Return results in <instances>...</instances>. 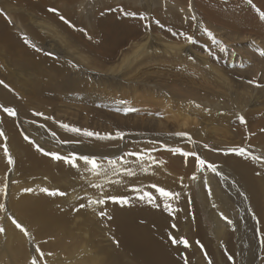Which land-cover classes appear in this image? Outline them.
<instances>
[{
  "label": "bare ground",
  "instance_id": "obj_1",
  "mask_svg": "<svg viewBox=\"0 0 264 264\" xmlns=\"http://www.w3.org/2000/svg\"><path fill=\"white\" fill-rule=\"evenodd\" d=\"M15 1L20 8L18 20H21L25 27L32 28V23H35L37 27L41 28L39 36H35L28 28L26 30L24 27H20V22L17 19L8 16L11 20L9 22L4 16L3 18L0 17V37L6 40H11L14 37V42L18 45H23V52L27 55V58L25 59L22 53L20 55V63L30 62L39 54L41 58L40 65H49L59 70L60 60L58 55L63 54L61 43L64 41L69 42V40L81 52H88L90 62L100 67L101 73L96 74L95 77L101 89H107L113 81H118L122 85L119 90L108 89L106 93H102L98 98L106 103L108 109L111 105L112 107L117 105L118 109L123 113H126V109H133V111H127V114L119 113L120 115L112 111L111 113L117 118V121H115L117 124L119 123L123 126L129 124L146 126L142 130L155 129L152 131L154 133L151 132L152 135H148L152 140L151 143L146 144L144 148H146V151L156 149V151H151V155L154 158L155 156L158 159L161 158L165 161V164L153 168L152 165L149 167L150 163L145 161L144 166L149 167V171L143 172L140 169L139 162L136 161V157L126 156L125 153L122 157L127 161V164L122 165L117 160V165L133 169L136 175L128 177L123 174L111 175L109 173L107 178L100 176L96 179H87V172L83 168L77 170L67 164L60 166L56 162L59 165H56L59 169L54 167L58 170L55 169L56 171L52 172L54 176L50 173V178H53L50 180L52 185H48L47 188L50 190L61 189L60 191L66 193V195L48 196L40 192L38 188H34L33 183L26 187L33 189L30 193L23 191L26 189L23 188V184L11 187L8 192L9 196L7 197L6 195L5 202V195L0 192V204L7 206V210L6 207L4 209V216L2 215L4 220L11 222L8 216H12L18 221L22 220L28 232L31 233L30 231H32L31 234L34 235L30 239L21 232L16 234L19 230L14 225H11L12 229L5 228L6 234L3 235L7 238V241L10 238L13 241L9 245L10 248H8L9 256L13 254L15 257L9 264H28V260L24 259L25 256L17 261L15 250H24L29 245L36 247L39 245V241L42 243L46 241L45 248L42 249L45 250V253H53L52 256L47 257V264H107L105 261L106 256L113 258L111 264H185V259H187L188 264H208L207 260L209 261V259L212 264H224V251L228 252V248L231 254H236V257L239 256L240 260H243L248 252H251L253 256L260 253L259 264H264V210H262L264 204V199H262V194L264 193V165L253 163L250 159L243 157L224 154V150L230 147L244 146L238 140L247 134L243 129L244 124H240L236 130L230 133L229 138L225 140L212 139L200 129L201 122L208 115L236 118L241 116L239 111L247 105L251 93L256 89L254 84L249 83L251 89L247 87L246 83L244 84V79L246 81L250 80L249 75L244 74L246 71L235 69V67H224L221 63V55H217V48L211 46L204 40V37L199 35V24L196 25L197 31L194 32V27L190 24L192 22L188 20V23H184V20L179 22L177 13L170 9L163 14L162 10L158 12L155 9L147 8V12L152 11L143 14L141 18L137 17L133 21L129 17V10H137L140 6H132L130 2H120L117 7L109 4L102 7L99 11L96 34L92 35L81 20L74 21L71 18L73 12L71 6L77 0H54L49 4L45 14L39 13V9H46L50 0ZM162 1L164 0L159 2L163 3ZM164 2L167 3L166 1ZM232 2L240 4L241 0H232ZM132 3H138V0H133ZM171 3L182 10L187 7L189 9V4H191L189 0H171ZM208 4L206 0L193 1L194 7L198 10L197 13H202L203 16L200 15L201 17L219 16L220 13L219 15L215 14V10ZM222 4L225 3H220L219 5ZM5 5V2H1L0 9L4 8ZM240 5L242 10L238 12L237 16L241 19L242 24L247 26L252 21L258 20L264 26V19L260 18V12H264V3L259 4L257 9L253 11L250 9L251 5L248 0H244ZM53 8L58 11L56 13L49 11V9ZM114 8L121 11L123 18H120L118 14L108 13L113 11ZM98 9L99 6H96L95 10ZM4 13L8 14L7 11H4ZM230 13L226 12L225 15H230ZM61 16L69 23L61 20ZM228 20L230 21V19ZM231 20L233 19L231 18ZM197 22L199 23L200 21ZM237 25L235 26L237 27ZM74 26H77L81 31L84 29L85 34L84 32L83 36L73 34L67 38V33L69 34ZM20 28H23V31L37 41L38 44L30 42L24 36H15L12 31H18ZM242 30L244 31V29ZM188 36L192 37L194 43L186 39ZM85 37H88V39H85ZM25 39L35 45V47H39L40 43L41 45L47 43L48 49L45 52H41V47L39 48L40 51H35L34 47H30L29 44L25 43ZM224 53H226L224 56L226 55V58H228L227 52ZM254 63L255 68L264 69L263 59ZM177 65L190 67L194 73V84L198 86L213 84L220 86L222 89L227 87L229 92L225 95L217 96L221 97V100L215 102L214 97L199 96L197 93L185 89L177 79L172 78L169 81H165L162 77L164 75L171 77ZM139 67H142L145 71L142 77L134 74V71ZM82 71L81 67L77 68L79 74ZM43 72H47L46 66ZM229 72L235 74L232 75ZM102 74H110L112 77L103 78ZM162 84L169 86L168 91H164V94L168 95L166 98L157 88L158 85ZM174 88H179L180 91L176 92L173 90ZM239 88L242 89L245 95H248L244 104ZM231 96H234L236 104L240 107L234 108V106L232 107L230 104L225 103L226 98ZM198 97L201 99H197ZM200 100H206V102H204L202 107H196L193 102H199ZM40 101L43 105L47 103L46 100L39 96L34 99L18 97L5 93L0 89V104L12 105L9 107L14 108L17 116L22 118L18 121L7 114L3 116L4 121L14 126L13 132L16 131L17 126L21 132L23 131L22 136L17 133H9L6 145L10 154L19 155L15 159L16 163L22 164L25 170L41 169L46 163L50 164L52 159L34 150L33 143L26 141L24 136H28L29 140L34 141L36 145L41 146L45 151L53 149L51 140L58 141L63 138L82 139L95 148L92 151L101 156L112 157L118 152V145L115 144L117 139L83 138L84 135L65 131L60 126L67 123L55 119H45L44 117H48V115L36 117L40 121L38 123L42 124L43 127L41 125L36 126L33 105L40 106ZM112 107H110L111 110ZM118 109L116 110L119 111ZM234 110L237 112H234ZM157 113L160 115H157ZM167 118L172 120L176 129H181L183 130L181 132L188 133L191 140L165 131L164 120ZM131 125L129 126L131 127ZM38 128H42L41 131L46 133V139L41 137V131L37 136L36 133H33L34 129ZM159 129L161 132L157 134ZM52 133H55V137H53ZM260 135L261 131L260 134L255 136ZM47 140H50V143ZM192 141H195V143H192ZM1 144L3 146L4 143L0 139V146ZM106 145L108 147L101 150ZM130 145L131 152H135L140 148L138 144ZM204 145H208L216 149V151H213V149L208 151V148H205ZM167 148L196 151L201 156L206 157L207 155L210 157L209 162L223 164L225 165L224 168H228L224 171L219 166V171L222 173V178L220 179L211 172L198 173L197 182L200 183L198 196L201 197L203 207L206 209L205 213L212 221V231H210V226L203 216L202 205L198 202L193 192L192 180H187L195 170L194 160L189 158L188 165L185 166L184 157L179 154L173 155L166 150ZM250 151L257 156H264V151L260 152L255 150V148H251ZM26 159L29 161V165H24L23 160L25 161ZM5 163H7V159L4 155L3 147H0V166H4ZM51 166L53 170L54 165L52 164ZM162 168H165V171L162 172ZM181 173L184 177L183 180H187L186 182H181L179 178ZM0 178V182L5 183L4 177L1 176ZM205 178L208 181V188L204 186ZM108 179L111 181L119 180L120 183L104 182ZM220 180L221 182H219ZM6 181L8 182V178ZM89 181L102 184L103 189L91 187ZM153 184L180 194L178 200L173 199L170 201L174 209L172 215L164 211L163 200L158 195L156 197L158 206L153 207L146 201H140L138 199L139 194L132 190L134 187L143 188L144 191L155 194V189L149 187ZM183 185L185 186L182 187ZM225 186H228L229 189L227 190ZM117 188L123 190L129 203L121 206L119 204L113 205L111 201H108L103 207L99 205L102 207V209L100 208L101 211L106 212V215L104 217L99 215L98 218L92 217L91 213L97 214L100 212H96L99 206H97L96 210L95 205L87 206L88 198L96 199L101 195L102 191L105 195L120 196L116 191ZM79 192L83 194L82 197L78 196ZM251 203L255 205L254 212L249 211ZM81 204H85L88 207L87 209L91 208V211L89 209L87 213H84L86 217L82 214L85 218L80 217L83 220H79L82 225L84 224L83 226L86 225L85 229L89 236L81 233H77V235L76 232L78 231L74 230L76 229L75 227L74 229L71 228V230H74L76 235H71L72 233L71 231L69 232L68 226L65 228L67 216L72 217L79 211L85 210L86 207L80 208ZM231 206L234 208L238 206L237 213L231 210ZM1 213L3 214L2 211ZM221 213L232 223L228 224L222 219ZM253 216H255V219ZM93 218L94 221H92ZM173 224L176 225L175 228L172 227ZM95 225L100 230L99 242H97L98 229ZM83 229L81 230V232L83 231L82 233L85 231ZM62 233L64 234L62 235ZM169 235L177 239H186L189 242V247L173 245L168 238ZM56 238L57 241L59 240L58 246L62 247L52 244L51 239L56 241ZM246 240L249 241L251 247ZM255 241H258L260 245V252L255 245ZM52 246H55L57 252L51 249ZM95 248H100L98 255H95ZM115 248H117L116 253L114 252ZM7 257L0 254V264H6L5 260ZM119 257H126L130 261H121ZM205 257L208 258L206 261ZM96 259H99L100 262H97Z\"/></svg>",
  "mask_w": 264,
  "mask_h": 264
},
{
  "label": "rangeland",
  "instance_id": "obj_2",
  "mask_svg": "<svg viewBox=\"0 0 264 264\" xmlns=\"http://www.w3.org/2000/svg\"><path fill=\"white\" fill-rule=\"evenodd\" d=\"M54 0H50L48 3V6L46 9L40 8L39 13L45 14L47 9L49 8V4L52 3ZM160 1V0H159ZM157 0H138V3H132L133 0H77L74 2V4L71 6L72 12V19L74 21H79L81 20L86 28L91 32V34H96V26L97 22L99 19V11L102 9V7L113 4V7H117L120 2H126V3H131L132 6H140L139 9L129 10V17L135 21V19L141 18L143 14L145 13H150L152 10H156L160 12L162 10L163 14L165 12H168V10H172L177 13L178 15V20L179 22L184 20V23H190L194 27V32L197 31V24H199V30L198 33L200 36L204 37L205 41L208 42L211 46H214L217 48V55H221V63L224 67H229V68H234L241 70V71H246L244 72L245 75H249L250 80L244 79V84L246 83L247 87L251 89L249 86V81H255L254 87L256 89L254 90L253 93H251L250 98L248 99L247 105L239 111V114L245 118L246 124H244L243 129L247 134L243 135L240 139H238L241 143L244 144L243 147L246 148H255V150L263 152L264 151V69H257L255 68V61L263 59L264 60V55H261V52H264V26L258 21L254 20L251 23L247 24H242L241 19L237 16L238 12L242 10V6L240 4L243 3L244 0H241V3H234L232 0H206L207 4H210V7L215 10V14L220 15L216 17H206L203 18L200 15L202 13L198 12L197 9L193 5L194 0H189L191 4H189V9L188 7L184 10L181 8H176L172 3L171 0H164L162 1L163 3L159 2ZM170 1V2H168ZM1 2H5L4 8L0 9V17L8 20L11 22V20L8 18V16L17 19L18 20V15L20 14V8L15 0H0ZM212 2V3H210ZM220 3H227L219 5ZM264 3V0H252V3L250 4L251 11L256 10L258 5ZM208 4V5H209ZM224 5V6H223ZM255 5V7H253ZM99 6L98 10H95V7ZM185 6V5H184ZM147 8H152L151 11L147 12ZM56 9V8H53ZM4 11H7V13H4ZM218 12V13H217ZM226 12H231L230 15L226 14ZM109 14H118L120 15V18L122 17V13L120 10L115 9L111 12H108ZM168 14V13H167ZM223 18H222V15ZM165 16V15H164ZM203 16V15H202ZM227 16V17H226ZM231 16V17H229ZM234 16V17H233ZM194 17V19H193ZM225 17V19H224ZM236 17V19H235ZM238 17V18H237ZM190 18V19H188ZM196 18V19H195ZM231 18L233 20H231ZM193 21H192V20ZM227 19V20H226ZM230 19V21L228 20ZM141 20V19H140ZM188 20V21H187ZM200 21L199 23L197 21ZM207 23H205L204 21ZM235 20V21H234ZM238 20V21H236ZM20 22V27H24L26 30L28 27H25L23 25V22L21 20H18ZM233 21V22H232ZM197 22V23H196ZM232 22V23H231ZM240 22V23H239ZM194 23V24H193ZM236 23V24H233ZM239 23V24H238ZM238 24V25H237ZM22 25V26H21ZM237 25V27L235 26ZM32 28H28V30L35 36H39L40 27H37L35 23H32ZM84 27V26H83ZM85 28V29H86ZM241 28V29H238ZM71 32L68 34L67 33V38H69L70 35H81L83 36V32L85 34V31H81L77 26H74L71 28ZM204 29H207L208 31H211L213 35L216 37L217 40L221 41V44H213L211 40H209L208 36L206 35ZM244 29V31L242 30ZM20 30V31H19ZM18 31L13 30V34L15 36H21L27 38L30 42L34 44H38L37 41H35L31 36H29L25 31H23V28H20ZM79 33V34H78ZM172 37V36H171ZM174 38V37H173ZM85 39H88V37H85ZM175 39V38H174ZM38 40V39H37ZM15 39L14 37L11 40H6L0 37V81H3L5 84L9 86V88H5L3 84H0V89H2L5 93H9L14 96L18 97H29L31 99H34L35 97L39 96L42 99L46 100L47 103L43 105V103L40 101V106L34 104L33 105V112L36 113H43V115H48L52 119H55L57 121L65 122L68 125L72 127H76L83 130L91 131L94 133H100V134H106V133H111L115 134L117 131L125 133L123 139H117L116 145H118V154L116 153L112 157H105L101 156L100 154H97L96 152L92 151L95 149L92 147L88 142L82 140V139H59L61 141H70L68 144H63V143H58V141H52L51 140V145L53 146L52 150H48V152H57L61 155H67L69 152H74L79 155H88L91 157H95L99 163H101L105 168H108V161L109 160H118V158H121L123 154L128 153L130 151V144H138L140 148L136 150L135 152H140L141 150H145L144 146L146 144L151 143V138L148 137V135H152L153 128H149V130H142L146 128V126H139V125H121L117 124V121L114 117V114L111 113L114 111L116 114H127V112L123 113L117 105H112L109 107V110L106 106L105 102H102L98 96L101 95L102 93H106L108 89L112 90H119L122 85L118 81H113L111 85L107 89H101L98 86V82L96 80L95 75L101 73L100 67L98 65H94L90 62V57L89 53H83L81 52L78 48H76L72 42L69 40V42H62L61 46L63 49V54L58 55V58L60 60V69L57 70L53 68L52 66L49 65H40L41 58L39 54H37L36 58H34L32 61L27 62L25 64L20 63V55H24L25 59L27 58V55L23 52L22 44H17L14 42ZM40 42V40H38ZM89 41V40H88ZM94 41V40H91ZM93 43V42H92ZM221 46L225 47L226 51H219ZM41 52H45L48 49L47 43H43V45H39V47H34V50L37 51L36 49L41 48ZM51 52V51H50ZM224 52H227L228 58H226V55L224 56ZM219 59V60H220ZM225 63H224V61ZM227 61H226V60ZM227 62V63H226ZM232 62V63H231ZM228 64V65H227ZM40 65V66H39ZM47 68V72L44 73L43 69ZM233 66V67H232ZM81 67L83 71L79 74L77 72V68ZM80 70V69H79ZM250 71V73H248ZM227 73V72H226ZM134 74L138 77H142L145 74V71L143 70L142 67L137 68L134 71ZM228 74V73H227ZM229 74H235V73H230ZM103 78H107V76L112 77V75H101ZM109 77V78H110ZM165 81H169V79H177L180 81L183 85V87L187 90H191L193 93H197L199 96H209V97H214L215 102L218 100H221V95H225L229 92V89L225 87L222 89L218 85H213V84H208L204 86H198L194 84V73L191 71L189 66L186 65H177L174 69V72L171 77L164 75L162 77ZM246 81V82H245ZM248 82V83H247ZM256 84L260 85L259 87L256 86ZM168 85L167 84H162L158 85L157 88L159 91L164 94V91H168ZM11 89V91L9 90ZM174 91L178 92L180 91L179 88H174ZM239 92L241 93V99L243 101V104L247 98L248 95H245L244 92L242 91L241 88H239ZM164 97H168L167 94H164ZM135 99V98H133ZM197 99H201L198 97ZM40 100V98H39ZM132 103V101H130ZM133 102H135L133 100ZM187 102V101H185ZM204 102L206 100H200L199 102H193V104L197 107H202L204 105ZM136 103V102H135ZM225 103L230 104V106L240 107L239 105L236 104L234 96H231L230 98H226ZM133 104V103H132ZM216 104V103H215ZM5 107H9L12 105L8 104H0ZM42 106V107H41ZM226 106V105H225ZM117 107V108H116ZM118 109L119 111H117ZM234 112H237L234 110ZM4 113L2 110H0V130H2L5 134V137H0L1 141L4 143V145L7 144L8 139H9V133L11 134H19L20 136L23 135V131L21 132L19 127L17 126L16 131H12L14 126L10 123H7L4 121L3 116ZM113 114V115H112ZM119 114V115H120ZM38 116L35 115V120H36V126H40L42 124H39L38 122L39 119L36 118ZM40 117V116H39ZM160 117V116H159ZM16 120L19 121V119H22L19 116H14ZM161 118V117H160ZM115 119V120H114ZM165 121V131L171 132V133H176V132H181L183 130L181 129H176L174 126V123L170 118H167L164 120ZM6 122V123H5ZM42 123V122H41ZM8 124V125H7ZM239 118L236 117H224V116H212L208 115L204 118V120L201 122L200 129L208 135L210 138L215 139V140H225L228 139L230 136V133L238 128L240 125ZM139 126V127H138ZM138 127V128H137ZM141 127V128H140ZM133 128V129H132ZM127 129V131H126ZM42 128L34 129L33 133H36V136ZM47 130V129H46ZM6 131V132H5ZM260 136H255L260 134ZM147 132V133H146ZM150 132V133H149ZM152 132V133H151ZM160 129L157 131V134L160 133ZM130 133V134H129ZM145 133V134H143ZM147 136H143V135ZM202 134V133H201ZM128 135V136H127ZM131 137H130V136ZM203 135V134H202ZM41 137L43 139H46V133L41 131ZM85 136H83L84 138ZM133 137V138H132ZM204 137V135H203ZM205 138V137H204ZM247 138V139H246ZM143 139V140H142ZM147 140V141H146ZM150 140V141H149ZM149 141V142H148ZM47 142L50 143V140H47ZM57 144V145H55ZM177 144V143H176ZM130 145V146H129ZM2 144L0 147H3ZM7 146V145H6ZM41 147V146H40ZM108 147V145L104 146L101 148V150H104ZM129 147V148H128ZM8 148V146H7ZM33 149L36 150V148L33 145ZM99 149V148H98ZM213 148L208 146V151L212 150ZM37 151V150H36ZM47 151V150H46ZM146 151V150H145ZM213 151H216V149H213ZM38 152V151H37ZM131 152V151H130ZM10 153V152H9ZM40 153V152H38ZM41 154V153H40ZM13 158L14 163L12 165H8V163H5V165L0 166V177H4V182H0V187H3L5 184H7V197L9 196L8 192L9 189L13 186H17L20 184H23V188L28 187L30 183H33L34 188H47L48 185H52L51 181L53 178H50V173L53 171L55 172L57 169L54 167L61 166L65 163L63 161H54L51 157V163H46L43 167H41L40 164H38L41 169L39 168H33L30 169L29 171L25 170L24 166L20 163H16V158L19 157V155L16 156V154H10ZM43 155V154H41ZM45 156V155H44ZM49 157V156H47ZM205 158L207 161L210 160V157L206 155V157L202 156ZM7 159V158H6ZM155 159L158 161H163L161 158L158 159L155 156ZM55 162V163H52ZM56 162L59 164H56ZM148 162V161H147ZM24 165H29V161L26 159L25 161L23 160ZM150 163V162H148ZM53 166V170L51 169V165ZM80 165V168H83V162L78 163ZM165 164V163H164ZM163 164V165H164ZM259 164V163H258ZM57 165V166H56ZM220 166L222 170H227L228 168H224L225 165L223 164H217ZM157 165L152 164V167L155 168ZM34 167V166H33ZM117 167H120L117 165ZM195 167V165H194ZM43 168V170H42ZM58 168V167H57ZM161 168V167H160ZM56 169V170H55ZM59 169V168H58ZM42 170V171H41ZM52 170V171H51ZM162 172L165 171V168L161 169ZM51 171V172H50ZM58 171V170H57ZM195 171V170H194ZM193 171V172H194ZM53 172V173H54ZM48 173V174H47ZM52 173V174H53ZM198 175V174H197ZM215 175V174H214ZM54 176V174H53ZM52 176V177H53ZM157 176V175H156ZM155 176V177H156ZM199 176V175H198ZM217 176V175H215ZM100 176H93L91 173L87 172L86 178L87 179H96ZM181 177L182 173H181ZM8 178V182L6 179ZM50 178V179H49ZM180 178V177H179ZM218 179L222 178L221 176H217ZM231 178V177H230ZM1 179V178H0ZM109 180V179H108ZM187 180H190L189 178ZM187 180H183V182H186ZM198 180V179H197ZM197 180L191 182V186L193 187V192L198 200V202L202 205V210H203V216L205 218V221L208 223L210 226V231L213 229V224L211 219L207 216L205 213L206 209L203 207V204L201 202V197L198 196V187L200 186V183L197 182ZM106 182V181H104ZM221 182V180L219 181ZM127 183V182H126ZM186 185V183H185ZM183 185L182 187H184ZM214 187V185H212ZM227 190L229 189L228 186H225ZM61 190V189H60ZM117 193L120 196H124L125 194L123 193V190L121 188L116 189ZM80 197H82L83 194H80ZM3 195H5L2 192ZM6 195L4 196V202ZM262 199H264V193L262 194ZM3 201V199H2ZM113 205H116L115 203L112 202ZM5 206V205H4ZM94 206V205H93ZM95 210L97 209V205H95ZM104 205H102L103 207ZM230 206V205H229ZM6 210H7V206ZM101 206H99V209L96 210V212L101 211L102 209ZM88 207L85 208L84 211H79L78 218L77 214H74L72 217L67 216L66 219V225L65 228H69V232L71 231V235H76L77 233L84 234L86 236H89L86 232L85 226H83L79 222L81 218H85ZM101 208V209H100ZM87 209V210H86ZM94 210V209H93ZM92 210V212H94ZM231 210L234 213H237L238 211V206L235 208L231 206ZM262 210H264V204L262 206ZM3 212V214L1 213ZM249 211L254 212L255 211V205L254 203H251L249 206ZM75 212V211H73ZM95 212V213H96ZM5 211L0 210V217L3 215L4 216ZM85 217H83V215ZM82 215V216H81ZM92 217L98 218L99 213L97 214H92ZM96 215V216H94ZM1 217V222L0 226H2L4 229H12L11 225H13L11 222L4 220V217ZM75 216V218H74ZM81 217V218H80ZM94 218L92 221H94ZM77 219V220H76ZM81 219V221L83 220ZM20 220V219H19ZM9 222V223H7ZM24 227L26 225L22 220L19 221ZM68 222H70L68 224ZM11 223V224H10ZM80 223L79 225H76ZM5 224V225H4ZM10 224V226H9ZM71 225V226H69ZM79 226V227H78ZM83 226V227H81ZM74 227L76 229H74ZM81 227V228H80ZM95 227L98 229V234H97V242H99V236H100V230L99 227L95 225ZM27 228V227H26ZM73 228L74 230H71ZM80 228V229H79ZM85 229L84 233L81 232L82 229ZM83 229V230H84ZM6 230V229H5ZM80 231V232H79ZM20 232L17 231L16 234ZM32 233V231H30ZM74 233V234H73ZM5 232L0 233V254L8 256L5 260L6 264H9L13 261L15 258L14 255L12 254L9 256L8 253V248L10 243L13 242L12 239L10 238L7 241V238H5ZM64 233H62L63 235ZM77 234V235H78ZM4 236V237H3ZM31 237H34L33 234H31ZM38 240V239H37ZM52 244H56L58 246V241L56 238L51 239ZM246 242L250 245L249 241L246 240ZM45 243L41 241L38 242L39 246L41 249L45 248ZM55 245V246H56ZM104 245V243H102ZM255 245L259 248L260 252V245L258 241H255ZM13 246V244H11ZM55 246L51 247L52 250H56ZM32 246H27V248H24V250L17 251L15 250V255L17 261L19 258L24 257V259L29 260L33 255H35V248ZM62 247V246H58ZM251 247V245H250ZM33 249V250H31ZM99 249L100 248H95L96 254H99ZM45 252V250H43ZM117 248H115L114 252L116 253ZM20 252V253H19ZM57 252V250H56ZM7 253V254H6ZM27 255H25V254ZM224 264H259V257L260 253H256V256H253L251 252H248L246 256H244L243 260L239 259V256L236 257L235 255L231 254V251L228 248V252L224 251ZM230 253V254H229ZM232 255V256H231ZM231 256L232 259L229 260L228 257ZM234 257V258H233ZM236 257V258H235ZM121 261L125 260L126 262L130 261L126 257H119ZM208 258L205 257V261ZM97 262H100L99 259H96ZM105 261L107 264H111L113 262V258L106 256ZM27 262V261H26ZM208 262V260H207Z\"/></svg>",
  "mask_w": 264,
  "mask_h": 264
},
{
  "label": "snow or ice",
  "instance_id": "obj_3",
  "mask_svg": "<svg viewBox=\"0 0 264 264\" xmlns=\"http://www.w3.org/2000/svg\"><path fill=\"white\" fill-rule=\"evenodd\" d=\"M248 2L251 4L252 0H248ZM253 7H255V5H253ZM49 11L56 13L58 10L57 9H49ZM260 18L264 19V12H260ZM60 19L63 20L65 23H69V21H67L63 16H61ZM193 19H194V17H193ZM204 31H205L206 35L208 36L209 40H211L213 44H221L222 43L221 41L216 39V37L213 35V33L211 31H208L207 29H204ZM186 39L189 42L194 43L192 37L188 36V37H186ZM25 43L29 44L30 47H35V45H32L27 39H25ZM36 50L40 51V49H38V48ZM220 51L221 52L226 51L225 47L221 46ZM261 55H264V52H261ZM249 83L254 84L255 81H249ZM0 84H3V86L5 88H9V86L7 84H5L3 81H0ZM256 86L259 87L260 85L256 84ZM9 90L11 91V89H9ZM197 107H199V105H197ZM0 110H2L4 113H6L10 117H14L17 115L15 109L11 108V107H5L3 105H0ZM125 111L126 112L127 111H133V109H126ZM34 115L43 116V113L36 112V113H34ZM157 115H160V114L157 113ZM44 118L45 119H52L51 117H44ZM238 118H239V121L241 124H246L245 118L243 116H239ZM60 126L65 131L76 133V134H82L85 137H95V138L101 139V140L123 139V137L125 135V133L120 132V131H117L114 135L111 133L100 134V133H94V132L87 131V130L82 131L81 129L76 128V127H72L68 124H61ZM41 127H43V125H41ZM52 135H53V137H55V133H52ZM174 135L179 136V137H187L189 140H191V137L186 132H176V133H174ZM0 137H5V134L2 130H0ZM5 139H6V137H5ZM24 139L26 141H29L30 143H33L36 150L38 152H40L41 154L51 157L54 161H63L65 164H67L73 168H76L77 170L80 169V165L78 164V162L82 161L83 166H84L83 170L85 172L91 173V175H93V176H104L105 178H107L109 176V173H111V175L123 174V175H126L128 177H132V176L136 175V172L129 167H126V166L117 167V163H118L117 160H109L108 161L109 167L105 168L101 163H99L97 161V159L95 157H91L88 155H79V154H76L74 152H69L67 155H61L57 152H48V151H45L39 145H36L34 141L29 140L28 136H24ZM58 143L68 144V143H70V141H59L58 140ZM192 143H195V141H192ZM204 147L208 148V145H204ZM166 150L171 152L173 155L179 154L182 157H184L185 166L188 165L189 158H192L194 160L195 171L189 177L190 180H193V181L197 180L199 178L197 174L203 173L206 171L214 173L217 176H222V173L219 171V165L207 161L205 158H203L196 151H184L181 148H167ZM3 151H4L5 157L7 158L8 165H12L14 163V161H13V158L10 155L9 150H8L6 145L3 146ZM151 151H156V149H152L150 151L141 150L140 152H128L125 155L136 157V161L139 162V166H140L141 171L148 172L150 165L155 164L157 166H162L165 163V161L156 160L151 155ZM224 154L225 155L232 154V155H235L238 157H243L245 159H250L253 163H259L261 165H264V156H257L255 154H253L250 151V149L246 148V147L233 146V147H230V148L224 150ZM118 159L122 165L127 164V161L123 157L118 158ZM145 161L150 162L149 167L144 166ZM183 179H184V177H180L181 182L183 181ZM106 182L116 183V184L120 183L119 180H115V181L106 180ZM89 184L93 188L103 189L102 184L94 183L92 181H89ZM204 186L206 188L209 187L207 178L204 179ZM149 187L155 189V194L150 193L148 191H144L143 188H135L134 187L132 190L139 194L138 199L140 201H146L147 203L151 204L153 207L158 206L156 203V197L158 195V197L162 198V200H163L164 211H166L170 215H172L174 213V209L171 206L170 201H172L173 199L178 200L180 197V194L178 192L168 190L164 187H161V186H158L155 184L150 185ZM39 190H40V192H42L48 196H64V195H66V193L61 192L58 189L50 190L48 188H40ZM23 191L30 193L33 191V189L32 188H26ZM0 192H3L5 195L7 194V184H5L3 187H0ZM209 193H210V189H209ZM108 201H111L115 204H119L121 206L127 205L129 203V200L127 197L115 196V195H105L102 191L101 195L96 199L89 197L87 206L105 205ZM213 206L215 207V205H213ZM84 207H86L85 204L80 205V208H84ZM4 209H5V206L3 204H0V210H4ZM99 215L101 217H104L106 215V212L100 211ZM221 218L224 219L228 224L232 223V221L228 220V218L225 217L222 213H221ZM253 218L255 219V216H253ZM8 219L11 221V223L15 226L16 229H18L21 233H23V235L25 237H29L30 239L32 238L31 233H29L28 230L18 220H16L12 216H8ZM172 227L175 228L176 225L173 224ZM4 232H5V229L2 226H0V233H4ZM168 238L173 245H183L185 248L189 247V242L184 238L177 239L176 237H174L172 235H169ZM35 253L36 254L33 255L28 260V264H47V257L53 255V253H51V252L45 253L39 246H36ZM228 259L231 260L232 257L229 256ZM185 264H188L187 259H185ZM208 264H212L210 259L208 261Z\"/></svg>",
  "mask_w": 264,
  "mask_h": 264
}]
</instances>
